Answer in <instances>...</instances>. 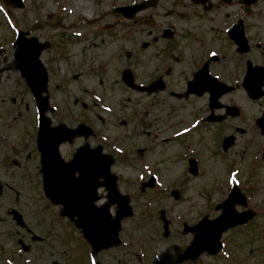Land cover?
<instances>
[{
  "label": "rangeland",
  "instance_id": "374dc122",
  "mask_svg": "<svg viewBox=\"0 0 264 264\" xmlns=\"http://www.w3.org/2000/svg\"><path fill=\"white\" fill-rule=\"evenodd\" d=\"M24 1V9H13L0 0V159L6 156L10 161L18 159L24 163L30 153L33 159L29 170L23 167L21 172H28L30 179L40 183L42 174L34 137V123H38L36 100L12 62L16 34L25 30L46 47L41 60L49 72L47 115L52 126L63 122L75 127L83 120L94 128V137L87 141L92 146L108 145L104 151L115 154L112 169L135 211L123 220L122 244L99 253L102 264H157L159 259L166 264H264V137L254 130L256 118L264 112V97L253 100L244 89L238 90L224 101L241 108L243 121L207 124L200 115L207 114L205 99L173 95L185 90L179 72L191 68L188 60L198 51L201 35H197L208 26L201 23L206 29L198 30L196 23L184 20L225 17L234 11L233 7L212 14L187 0H161L158 7L144 12L145 17L140 14L127 20L113 7L141 0ZM260 8L264 10V5L258 8L260 18L254 25L264 24V11L260 12ZM151 19L153 23L148 24ZM162 20L176 21L180 34L173 41L166 38L168 41L153 43ZM261 32L264 34V29ZM144 41L151 43L148 49L142 47ZM226 49L234 53L231 45H226ZM166 56L175 63L165 77L164 91L141 92L122 80L123 70L129 67L138 83H149L161 66L160 59ZM249 56L255 59L253 53ZM84 102L87 108L83 107ZM148 102L151 114L143 108ZM196 113L198 117L193 119ZM228 136L233 137V142L224 149L223 140ZM84 142L83 137H75L62 145L61 152L71 157ZM138 148H146L143 156ZM191 157L198 161V173L191 168ZM151 175L156 178L155 186L141 190V183ZM235 183L245 188L249 206L260 211L257 222L244 230L229 231L219 254L203 253L195 260L179 262V253L193 236L182 232L184 222L195 224L206 214L219 215L215 206ZM31 186L27 217L42 237L49 236L38 246L39 261L95 264L91 246L80 230H74L72 224H60L58 209L38 187L32 190ZM100 193L104 195L105 190ZM115 208L111 207L112 212ZM164 218L169 221L167 237L163 236Z\"/></svg>",
  "mask_w": 264,
  "mask_h": 264
},
{
  "label": "flooded vegetation",
  "instance_id": "af4514ba",
  "mask_svg": "<svg viewBox=\"0 0 264 264\" xmlns=\"http://www.w3.org/2000/svg\"><path fill=\"white\" fill-rule=\"evenodd\" d=\"M160 1L157 0L154 9L159 6ZM187 1L192 5L201 6L207 13L219 14L221 8L225 7H233L234 11L225 17H201L199 21L184 20L185 22L196 23L198 30L202 27L200 26L201 23L208 26L206 31L197 35H201L197 45L198 51L195 54L193 53L188 60L191 68L189 71L182 69L179 72L186 85L185 90L173 95L176 94L178 98L182 97L183 99L191 97H200L202 101L205 99L204 107L207 109V114L205 116H203L204 113L200 114L203 123L208 124L211 123L210 120L215 121L212 118L214 115L218 116L216 123L229 121L230 119H237L242 122L243 113H241V108L237 104L225 102L224 100L238 90L244 89L247 93L245 86L247 82L256 84L258 81H264V75L262 74L264 71V34L261 32L264 29V24L261 26L254 25L255 20L260 18L258 17V14H260L258 8L261 4L264 5V0H206L205 4H202L205 0L199 2L195 0ZM149 9L140 14L144 16V12ZM259 11L263 12L264 10L260 8ZM179 26L176 21L166 23L162 20L160 27L157 29L158 33L153 37L152 42L173 41L172 38L180 34L181 29ZM166 38L168 40H165ZM150 45L151 43L145 49H148ZM226 45H231L234 53L226 49ZM252 53L255 59L250 56V58L247 57ZM164 54H167V52H164ZM167 58L169 57L166 56L160 59L161 66L157 68L154 78L147 83L162 80L164 87L148 92L149 94L166 89L165 77L167 78L169 73L172 72L171 65L174 62ZM155 76L157 77L155 78ZM179 81L181 80L179 79ZM263 114L264 112L256 118V125L254 126V130H257L262 137H264V133L259 118ZM241 130L242 132L246 131L245 128H241ZM14 148L12 149L14 150ZM224 149L227 148L224 147ZM28 157L30 158V155ZM261 158L264 161V158ZM22 165V160L13 159L10 161L6 156L0 159V264H37L38 245L36 235H41V232L37 230L36 225H31L29 229L23 228L14 213L16 209L25 216L26 212L23 209L26 210L28 207L27 203L33 193L29 190L30 185H32V190H35L38 186L36 180L30 181L28 177L22 174ZM17 182H22V185ZM243 191H245V188H243ZM244 193L246 194V191ZM247 197L249 203V196ZM239 207V210L244 209L242 206ZM56 208L59 207L56 206ZM255 212L256 215L246 224L247 227L254 225L260 217L259 210H255ZM64 219L68 220L67 218ZM30 229L31 231H29ZM5 239H9L8 242L5 243Z\"/></svg>",
  "mask_w": 264,
  "mask_h": 264
},
{
  "label": "water",
  "instance_id": "95a60500",
  "mask_svg": "<svg viewBox=\"0 0 264 264\" xmlns=\"http://www.w3.org/2000/svg\"><path fill=\"white\" fill-rule=\"evenodd\" d=\"M195 1L199 2L200 0ZM5 2L15 7L23 6L21 0H5ZM146 3L147 1L115 10L122 12L128 18H132L137 11L147 7ZM18 43L16 62L37 98L41 114L38 147L42 156L46 193L56 202L65 205L63 214L72 217L78 216L75 221L78 226L83 228L84 235L93 246V255L96 256L100 249L121 243L119 238L121 220L133 214L129 197L119 193L117 177L110 171L113 157L101 154V146L91 149L89 144H86L78 150L75 158L69 163L61 158L58 147L63 141L72 140L76 134H83L88 137L93 133V130L85 124L73 130L62 125L59 128L60 132L50 127V120L45 115L48 97H42V93L47 92L48 74L39 59L45 45L39 43L36 38L25 40L23 37ZM262 74L264 75V71ZM123 79L131 87L138 90L146 89L143 86L135 85L133 74L129 69L124 70ZM263 84L262 80L256 84L247 82V90L251 96L257 98L263 93L261 90ZM163 87L162 82H156L148 88V91L151 92ZM259 122L264 132V117L259 119ZM231 142L232 138H227L226 146ZM76 170H79V177H74ZM101 176L105 179L103 183L99 182ZM101 185L107 186L110 202L118 205L115 218H112L108 203L101 207L95 205V201L100 198L97 195V190ZM153 185L154 180L150 179L149 182L144 183L143 188ZM237 203L246 204L245 195L235 186L229 198L217 205L216 209L222 210L219 217L209 220L206 216L195 225L186 223L184 232H194L195 236L185 252L180 255L179 260L196 259L204 251L211 254L217 253L222 247L220 241L222 233L232 226L246 222L252 216L248 211L237 212L235 209ZM164 228L165 236H167L169 234V222L165 218ZM159 264L164 263L160 261Z\"/></svg>",
  "mask_w": 264,
  "mask_h": 264
},
{
  "label": "bare ground",
  "instance_id": "6f19581e",
  "mask_svg": "<svg viewBox=\"0 0 264 264\" xmlns=\"http://www.w3.org/2000/svg\"><path fill=\"white\" fill-rule=\"evenodd\" d=\"M85 13H87L88 11L87 10H84Z\"/></svg>",
  "mask_w": 264,
  "mask_h": 264
}]
</instances>
